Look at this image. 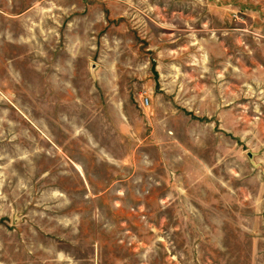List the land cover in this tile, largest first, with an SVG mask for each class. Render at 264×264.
Listing matches in <instances>:
<instances>
[{
  "label": "rangeland",
  "instance_id": "obj_1",
  "mask_svg": "<svg viewBox=\"0 0 264 264\" xmlns=\"http://www.w3.org/2000/svg\"><path fill=\"white\" fill-rule=\"evenodd\" d=\"M0 264H264V0H0Z\"/></svg>",
  "mask_w": 264,
  "mask_h": 264
}]
</instances>
